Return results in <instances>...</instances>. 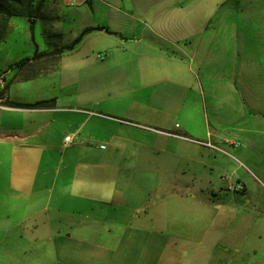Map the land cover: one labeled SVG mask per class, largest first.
<instances>
[{
  "label": "rangeland",
  "instance_id": "rangeland-1",
  "mask_svg": "<svg viewBox=\"0 0 264 264\" xmlns=\"http://www.w3.org/2000/svg\"><path fill=\"white\" fill-rule=\"evenodd\" d=\"M43 12V17L13 16L0 42L2 137L20 138L51 120V142L59 144L52 158L57 161L61 152H72L71 148L64 149V135L72 136L71 146L75 143L72 133L79 131L76 139H85L79 152L81 160L91 157L99 163L90 172L148 178L147 204L151 205L149 211L152 204L153 209L145 221L164 225L165 234L183 242L184 256L177 264H264V117L247 114L236 126L240 129L219 125L215 130L212 114L209 127L205 124L207 116L196 112L190 119L195 131L185 136L175 134L177 139L159 136L156 148L130 145L114 152V159L108 162V150L100 145L108 144L110 128L106 130L105 120L98 117L114 115L141 123L131 113L145 110L143 99L154 91L165 94L170 90L165 87L170 81L163 78L171 76L157 69L169 73V66H143L149 60L144 43L152 34V24L162 25L161 31L176 36L174 45H164L167 52L185 43L180 39L183 32H195L187 42L197 48H203L202 37L206 34L213 50L224 43L234 47L236 37L242 33L246 38L245 54L251 56L257 49L258 36L264 33V0H48ZM157 20L167 22L159 25ZM100 26L114 33L94 29L73 50L35 58L71 42L85 28ZM260 45L264 41L260 40ZM26 58L31 61L16 66ZM155 79L159 84H151ZM52 98L56 99L52 108L2 105L6 99L33 103ZM207 130L210 133L206 135ZM44 133L39 132L31 140L42 143ZM88 145L92 148L86 151ZM43 151H34V158L38 159ZM31 153L28 147L14 152L0 150V157L8 162L3 167L8 179L12 166L17 179L29 178L33 170L38 171L30 167ZM88 172L83 166L62 171L80 176ZM0 201L5 205L7 200L3 196ZM20 203L25 212L31 211L26 198H20ZM131 221L136 222L134 212ZM23 233L37 238L46 232ZM3 234L0 232V237ZM7 237H12L11 232ZM28 262L21 260L19 264ZM54 263L51 257L30 260V264Z\"/></svg>",
  "mask_w": 264,
  "mask_h": 264
},
{
  "label": "crops",
  "instance_id": "crops-1",
  "mask_svg": "<svg viewBox=\"0 0 264 264\" xmlns=\"http://www.w3.org/2000/svg\"><path fill=\"white\" fill-rule=\"evenodd\" d=\"M166 22L156 21L159 25ZM163 27L152 24V34L144 43L149 60H145L143 66H169V73L157 69L171 76L163 78L170 81L165 86L170 90L165 94L154 91L143 99L146 105L142 102L141 105H145V110L131 113L141 123L127 117L98 116L105 120L106 130L110 128L108 144L100 145L108 150L107 162L114 159V152L126 150L130 145L156 148L159 136L170 139H177L175 134L185 136L194 129L190 119L195 118L196 112L207 116L205 124L209 127V114H212L216 118L215 130L219 125L236 127L247 114L264 117V45H260L264 33L258 36L257 49L249 54L251 56L245 54L246 38L242 33L236 37L234 47L224 43L213 50L212 40L209 37L206 41V34L202 37L203 48H197L193 42H187L195 32H183L180 39L185 43H178L175 50L167 52L164 45L166 42L174 45L176 36L159 29ZM159 82L155 79L151 84ZM191 96L193 99L189 100ZM133 102L138 101L134 99ZM180 119L184 120L183 124L177 122ZM52 124L51 120H46L34 132L20 138L16 135L3 138L0 134V150L8 148L14 152L19 147L31 148L30 167L38 168L29 178L17 179L12 166L8 179L3 171L8 162L0 157V198L4 196L7 200L5 205L0 201V232H4L0 237V264H19L21 260L29 261L22 264H30V260L44 257H51L54 264L179 263L184 256L183 242L165 234L164 225L145 221L153 209L152 204L149 211L151 205L147 204L149 193L145 184L149 183L148 178L90 172L99 163L91 157L81 160L79 152L85 139H76L79 131L72 133L73 145L64 144V149L71 148L72 152L69 155L67 151L61 152L60 159L53 160L52 154L59 144L51 142ZM43 130L42 143L31 140ZM68 135L65 134L64 139ZM91 148L88 145L86 151ZM37 149H44L41 160L40 155L34 158ZM105 165L111 166L110 163ZM72 166H83L89 172L83 176L62 173ZM20 198L28 200L31 211L25 212L26 208L20 207ZM132 212L136 216L134 223ZM25 230L26 233L28 230L46 233L44 237L28 238L23 235ZM10 232L11 238L7 237Z\"/></svg>",
  "mask_w": 264,
  "mask_h": 264
},
{
  "label": "trees",
  "instance_id": "trees-1",
  "mask_svg": "<svg viewBox=\"0 0 264 264\" xmlns=\"http://www.w3.org/2000/svg\"><path fill=\"white\" fill-rule=\"evenodd\" d=\"M48 0H0V42L5 38L8 29L9 20L13 16H28L32 17H43V8L45 7ZM34 21V19H32ZM94 29L106 30L109 33H114L109 28L97 27L85 28L76 38L71 42L55 48L53 51H45L36 55L35 58L51 57L53 55H60L65 50H73L75 46L80 43L84 36ZM31 59L26 58L16 63V66H24L29 63ZM13 66V65H11ZM4 104L10 107L16 108H29V109H42L55 107L56 99L38 100L33 103L18 102L10 99L4 100Z\"/></svg>",
  "mask_w": 264,
  "mask_h": 264
},
{
  "label": "built area",
  "instance_id": "built-area-1",
  "mask_svg": "<svg viewBox=\"0 0 264 264\" xmlns=\"http://www.w3.org/2000/svg\"><path fill=\"white\" fill-rule=\"evenodd\" d=\"M65 145H69L70 143H72V136L68 135L65 137L64 139ZM102 147H105L104 145H102Z\"/></svg>",
  "mask_w": 264,
  "mask_h": 264
}]
</instances>
